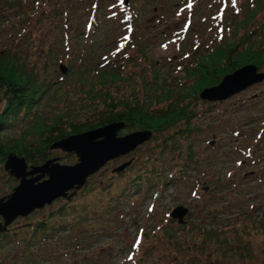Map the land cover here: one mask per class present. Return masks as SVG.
Instances as JSON below:
<instances>
[{"label":"rangeland","instance_id":"obj_1","mask_svg":"<svg viewBox=\"0 0 264 264\" xmlns=\"http://www.w3.org/2000/svg\"><path fill=\"white\" fill-rule=\"evenodd\" d=\"M28 2L35 7L28 5L23 10L25 18L31 21L23 28L15 26L21 10L0 3V32H5L0 36V54L17 52L27 70L31 71L38 64L43 77L41 69L47 65L51 67L48 73L51 78L58 83L65 80L63 85H53L54 89L39 110L36 108V117L22 115L12 121L5 136L14 139L26 135L37 119L52 122L61 113L83 118L87 106L94 102L99 104L95 95L88 93L92 90L99 89L126 102L136 97L142 102L146 97V103L151 100L152 93L159 89L154 76L150 73L146 78L128 75L134 65L131 63L129 67L125 60L116 58L123 48L116 45L110 34L114 39L124 34L122 40L126 45L131 37L133 42L135 39L140 46L136 45L137 54L132 53L133 47L130 48L131 59L141 57L142 66L156 67V79L160 85H166L165 90L174 95L181 92L186 95L184 85L191 87L195 80L185 73L187 68L199 67L197 64L205 56L223 50V43L238 44L243 37L264 26V0H257L259 5L254 4L251 10L249 0H131L137 12L133 22L129 18L131 13L134 18L135 10L126 11V7L122 11L123 18L112 17L114 11H109L108 6L116 0H76L68 20L71 29L64 22L66 13L49 15L62 1ZM92 5L99 7L93 37L73 36L66 49L65 35L74 33L73 25L83 33L85 26L92 22H87ZM236 12L239 15L248 12L247 22L237 21ZM130 22L134 29L130 28ZM59 25L58 33L52 36L56 39L46 40L56 45L57 57L51 61L49 44L44 45L42 40L50 34V27ZM42 28L45 31L41 32ZM262 32L264 29L260 34ZM117 33L120 34L116 37ZM112 64L120 66L121 72L127 75L100 83L98 72L104 67L111 69ZM210 88L189 98L178 97L184 104L196 105L192 127H203H199L202 129L199 134L187 138L192 143V152L183 139L175 141V146L184 154L195 155L198 163L179 154L173 157L161 148L163 139L174 133L173 129L163 134L152 133L148 141L129 155L109 161L92 175L71 201L58 199L27 218L15 221L9 227L12 238L0 243V257L7 256L0 264H11L14 255L21 258V235L43 223L48 231L32 248L39 261L48 255L51 259L57 253L59 256L53 264H264V82L223 102L202 100L203 91ZM153 102L154 110L167 109L171 105L170 102ZM122 131L123 137L136 133L125 126ZM34 140L31 136L27 138L28 143ZM54 154L62 166L78 163L74 154L61 150ZM158 160L164 161V166ZM6 162L7 158L0 159V199L11 195L19 185V181L5 170ZM157 163L162 168L153 174V166ZM122 166L125 168L117 174ZM38 176L40 174L35 175ZM69 204V216L65 212L61 214L59 210ZM178 208L188 210L183 218L184 225L172 218ZM52 226L61 230L53 231ZM244 226L261 232L253 238L254 232L250 230L249 237ZM212 230L220 232L222 240H229L234 246L242 236L251 240L253 258L223 259V249L218 243L205 240L207 232ZM47 236L48 242H45ZM62 249L65 255L59 254Z\"/></svg>","mask_w":264,"mask_h":264},{"label":"trees","instance_id":"obj_2","mask_svg":"<svg viewBox=\"0 0 264 264\" xmlns=\"http://www.w3.org/2000/svg\"><path fill=\"white\" fill-rule=\"evenodd\" d=\"M60 1L62 2L58 3V5H55L56 7L51 10L49 15L63 16V14L66 13L67 16L65 17L64 22L71 29V22L68 20L73 13V9L75 8L76 0H70V2L68 1L69 3L67 4L64 3V0ZM256 2L257 0H249L250 10L253 9L255 5H259ZM0 3H4L5 6L14 5V8H18L19 11L21 10L20 19L16 22L17 24H15L16 27L21 25L23 28L26 23L31 22L30 19L25 18L26 15L22 13L28 5V7H35V5L29 3L28 0H23L20 2H18V0H0ZM119 9L124 10L123 8H116V11ZM133 10L135 9L133 8ZM243 13L240 15L239 13H236L235 15L238 17L237 21L246 23L249 13ZM53 24L55 25V23ZM91 27V25L88 27L85 26V30L82 33L77 31L75 25H73L74 33L72 35H65L67 40L65 41L64 47L69 49L68 46L71 45L70 40L73 39V36L82 39V37L85 35V32L90 31ZM59 29L60 25L50 27V34L45 35V38L42 40L44 45L49 44L48 52L52 54L50 56L51 61L52 58L55 60L57 57L55 53L56 45H51L46 40H51L52 42L53 39H56L52 36L58 33ZM263 29L264 26L255 29L252 35L243 37L241 42L238 44L230 45L229 43H223V50H221L222 52L220 51L217 54H209L205 56L202 60H200L199 64H197L200 66L195 67V69L187 68L185 73L188 74V76H192V79L195 80L192 82L191 87L187 84L184 85L187 89L186 95H184V92H181L179 95H174L173 92L171 93V91L165 90L166 85H160L156 79V67L147 65L148 68H146V65L142 66L140 63L142 60L139 59L141 57L131 59L132 56H130V48L133 47L132 53L137 54L138 52L135 51L136 47L140 46L135 39L133 42V38H131L129 44L123 48L122 53L116 55V58L119 57V59L125 60L124 63L130 64L129 67H131V63H133L134 66H132V72L130 71V68L128 75L146 78L147 74L150 73L152 76H154V82L156 83V86L159 87V89H156L152 93L150 101L146 103L147 99H145L146 97L144 96L145 98L143 102L137 97L126 102L119 99L118 97H113L111 94L99 92L101 91L99 89L92 90L88 93L90 95H95L97 100H99V104L94 102L91 98L92 102L94 103L91 106H87V109H85L83 106V109H85L83 118H79L77 115L75 117H71L69 114L61 113L58 115L59 117L52 122L45 118L37 119L35 124L29 127L30 131L21 139H14L12 137L5 136V132L8 128H10L12 121L20 118L22 115L36 117L34 115L36 108L39 110L42 102L54 89L52 88L53 85H63L65 78H63L61 83L56 82L48 74L49 70H51V67L49 68L47 65L42 66L41 70L43 72V77H41L38 70V64H36V66L31 71H29L21 61L20 55L17 52H3L0 54V110L2 109L0 111V159L5 161L11 153H15L18 156L25 158L30 166H42L48 161L56 158L54 157V152L57 150H51V147L56 142L72 135H78L87 131L100 129L114 123H119L124 124L125 128L127 129L135 130V132L149 131L153 134H163L167 129L168 132L173 129L174 133L168 134L166 138L163 139L161 148H163L165 151H168L173 157H177L179 154L186 157L187 160L197 162L195 155H192V153L184 154L181 149H178L175 146V141L177 142V140L180 141V139H183V141H186L188 144L187 149L192 152V143L187 140V138L190 139L191 137H194V134H199L202 131V129L199 127H203V125L192 127V120L196 116V112L193 107L196 105L192 107L191 102L184 104V102L180 101L178 97L189 98L191 95H199L203 89L220 84L225 76L232 74L245 66L255 65L259 68V70L264 69V32L260 34ZM42 31H45V29L42 28L41 32ZM27 33L28 31H25V34ZM4 34L5 32H0V36ZM29 37H32L31 33L29 34ZM224 45L226 46L224 47ZM114 64H112L113 67L111 69L108 70V67H104L102 68V71L98 72L100 76L97 80H100V83L105 84L108 80L115 81V79L122 78L127 75L121 72L122 68L120 66L118 67ZM261 72L264 73V71ZM146 92L147 88L145 89V93ZM154 100L158 104L170 102L171 105L167 109L154 110L152 108ZM198 102H200V100ZM211 111L212 110L208 112ZM87 120L89 121L86 122ZM175 128H177L176 132ZM121 133L123 134V131ZM122 134L120 136H123ZM28 136L34 137L35 142L31 141L28 143ZM69 157L70 155L67 158ZM162 162L164 166L165 162ZM187 163H189V161H187ZM159 164L160 163H157L153 166V174H156V172L162 168L158 167ZM187 173H190L189 169H187ZM159 186L160 184H158V188H161V186ZM70 204L63 206L59 212L61 214L62 212H65V215L69 216V214H67V210ZM52 227L53 231L55 230L56 232H59L61 230L57 229L55 226ZM47 229L48 227L45 225V223L40 226L34 225L31 230L27 232V234L24 236L21 235V258H17L15 255L13 257L11 254H8V256H12L11 264H53V261H55L59 256L57 253H55L51 259L49 258L51 255H48L46 258L42 259V261H39L38 257L36 256L37 252H35V250L32 248L33 246L40 243L41 238L48 231ZM243 229H245L246 235L251 237L250 230L253 229H248L247 226H244ZM253 232L254 238L256 235H258V233L261 232V230L258 229L257 232L256 230H253ZM37 233H39V235H37ZM10 238H12L10 231L2 233L0 234V243H3V239L6 240ZM48 238L49 236L44 237V241L48 242ZM246 239L247 238L245 236H242L236 240V246L238 244L242 245L244 243V245L240 248L234 246V244L229 240H222L221 233L217 230L208 231L205 238L207 243L208 240L218 243V245L223 249V259L225 260L233 257L252 259L254 253L250 249V246L251 244L253 245V243L251 240ZM64 252L66 251H63L62 249L59 254L65 255ZM6 257V255L1 256L0 261Z\"/></svg>","mask_w":264,"mask_h":264},{"label":"water","instance_id":"obj_3","mask_svg":"<svg viewBox=\"0 0 264 264\" xmlns=\"http://www.w3.org/2000/svg\"><path fill=\"white\" fill-rule=\"evenodd\" d=\"M264 73H260L255 65H249L227 75L218 87L203 91L204 101L223 102L248 88L262 83ZM124 124L112 125L72 135L56 142L51 150H61L74 154L78 158L75 166L59 163V158L48 161L42 166H29L25 158L11 153L7 157L5 170L19 181L14 192L6 198L0 199V234L8 231L9 227L19 218H26L37 210L52 205L60 198L71 200L76 192L81 190L88 179L102 169L109 161L129 155L145 141L152 137V133L136 132L126 137L119 136ZM122 166L116 173L123 171ZM40 176L35 177V175ZM48 177V180H44ZM73 192L72 195H69ZM188 210L178 208L173 219L185 224L184 216Z\"/></svg>","mask_w":264,"mask_h":264},{"label":"flooded vegetation","instance_id":"obj_4","mask_svg":"<svg viewBox=\"0 0 264 264\" xmlns=\"http://www.w3.org/2000/svg\"><path fill=\"white\" fill-rule=\"evenodd\" d=\"M119 0H116V2H115V5H118V2ZM123 11V10H122ZM127 11V10H126ZM0 222H2V219L0 218Z\"/></svg>","mask_w":264,"mask_h":264},{"label":"bare ground","instance_id":"obj_5","mask_svg":"<svg viewBox=\"0 0 264 264\" xmlns=\"http://www.w3.org/2000/svg\"><path fill=\"white\" fill-rule=\"evenodd\" d=\"M118 8H123L124 9V7H118Z\"/></svg>","mask_w":264,"mask_h":264}]
</instances>
